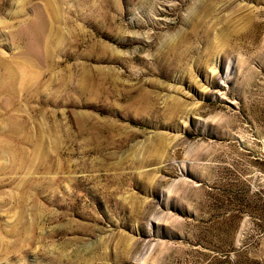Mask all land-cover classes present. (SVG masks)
Returning a JSON list of instances; mask_svg holds the SVG:
<instances>
[{"label": "rangeland", "instance_id": "rangeland-1", "mask_svg": "<svg viewBox=\"0 0 264 264\" xmlns=\"http://www.w3.org/2000/svg\"><path fill=\"white\" fill-rule=\"evenodd\" d=\"M0 264H264V0H0Z\"/></svg>", "mask_w": 264, "mask_h": 264}]
</instances>
